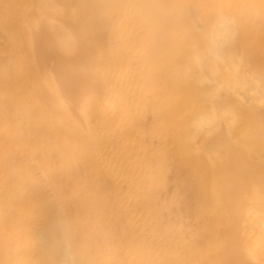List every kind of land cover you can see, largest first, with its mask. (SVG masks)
I'll list each match as a JSON object with an SVG mask.
<instances>
[{
    "label": "bare ground",
    "instance_id": "1",
    "mask_svg": "<svg viewBox=\"0 0 264 264\" xmlns=\"http://www.w3.org/2000/svg\"><path fill=\"white\" fill-rule=\"evenodd\" d=\"M0 264H264V0H0Z\"/></svg>",
    "mask_w": 264,
    "mask_h": 264
}]
</instances>
